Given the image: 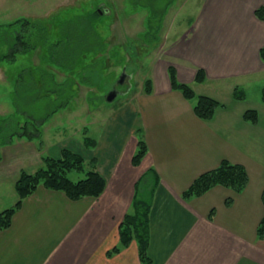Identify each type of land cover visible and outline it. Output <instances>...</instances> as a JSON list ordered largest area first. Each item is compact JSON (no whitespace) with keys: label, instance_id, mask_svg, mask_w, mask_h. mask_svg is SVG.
I'll return each instance as SVG.
<instances>
[{"label":"crops","instance_id":"crops-1","mask_svg":"<svg viewBox=\"0 0 264 264\" xmlns=\"http://www.w3.org/2000/svg\"><path fill=\"white\" fill-rule=\"evenodd\" d=\"M202 5L194 18L178 25V37L153 65L150 90L144 83L117 109L94 120L93 126L101 122L95 135L83 127L81 139L66 135L48 145L41 130L40 145L30 157L21 152L0 157V173L7 164L16 166V181L25 163L36 165L34 171L43 164L42 156L57 158L66 148L95 166L106 182L99 196L78 199L38 185L22 200L10 226L0 230V264H142L134 239L114 248L137 185L147 184L150 170L157 178L149 212L151 264H264V239L257 235L264 214V103L261 94L248 107L240 104L246 93L243 99L234 97L250 81L258 79L259 89L264 83L259 55L264 19L254 13L264 0H208ZM169 66L197 95L223 104L212 118L198 117L195 100L172 88ZM199 69L204 71L200 82L195 79ZM221 91L229 93V101H223ZM251 107L258 111L254 123L243 119ZM85 136L95 144L86 146ZM140 139L147 150L134 164ZM19 140L4 144L2 151ZM222 159L245 166L248 182L241 191L217 184L201 195H182Z\"/></svg>","mask_w":264,"mask_h":264},{"label":"rangeland","instance_id":"rangeland-1","mask_svg":"<svg viewBox=\"0 0 264 264\" xmlns=\"http://www.w3.org/2000/svg\"><path fill=\"white\" fill-rule=\"evenodd\" d=\"M207 1L0 0V24L27 17L44 24L50 37L61 39L56 47L52 44L47 46L44 42L36 49L19 55L12 64L0 63V126L5 125L3 117L13 116L16 111L22 122L31 114L40 119L45 117L46 120L38 127L48 145L59 142L66 135L81 139L83 127L87 128V135H95L101 122L93 126V121L117 109L144 86L167 44L173 37H178V25L194 18L199 12L198 6ZM154 20L153 28H150ZM87 23L96 29V34L92 30L86 31ZM63 36L68 39L64 40ZM83 47L86 51L82 55L79 52ZM44 55H51L57 63L45 61ZM22 71L25 81L20 77ZM123 71L127 75L123 83H118ZM256 80L241 89L246 93V98L240 102L242 107L252 106L259 99L261 89ZM24 84L29 86L30 94L19 93L16 96V87ZM46 86L55 90L49 97H44L43 91L38 89ZM113 87L119 93L109 102L105 96ZM36 89L39 92L35 93ZM221 93L223 101H229V93ZM56 94L59 97L54 99ZM53 105L57 106L50 112ZM17 139L21 142H15L7 151H2L3 145L0 144L1 159L20 152L23 158H28L34 147L40 145L38 138L14 135L12 141ZM29 140H35L36 144ZM35 166L25 163L19 169L30 172ZM12 167L16 166L7 164L4 167L11 170L10 174H3L4 169L0 173V211L17 200ZM84 168L82 172L72 170L67 176L74 180L83 178L90 168L88 163Z\"/></svg>","mask_w":264,"mask_h":264},{"label":"trees","instance_id":"trees-1","mask_svg":"<svg viewBox=\"0 0 264 264\" xmlns=\"http://www.w3.org/2000/svg\"><path fill=\"white\" fill-rule=\"evenodd\" d=\"M254 13L259 19H264V5L256 8ZM154 22L155 20L152 22L150 28H153ZM85 28L86 31L92 30L93 33L96 34V29L90 23H87ZM48 34V29L44 24L37 21L34 22L27 17H18L5 24H0V63L12 64L17 60L19 55H24L36 49V47L44 42H47V46L49 44L54 45V47L58 46L61 39L52 38ZM63 39L65 40L68 38L63 36ZM70 39H72V37ZM70 39L68 44L70 43ZM86 44L87 43H84L83 46H86ZM84 50L85 47H83L79 53L83 55ZM259 55L261 60L264 61V46L259 49ZM43 59L45 61L57 63V60L51 55H44ZM168 72L172 88L180 90L187 99L195 100L194 111L198 117L210 119L213 117L215 110L223 105L220 101L209 95H197L189 84L180 82L176 77L173 66L168 67ZM20 77H22V79L24 78L23 71L20 73ZM195 79L198 82L204 79V71L202 69L197 71ZM150 82V79L145 81V89L147 91L150 90ZM38 89L43 91L44 97H49V94L55 91L47 86L44 89L42 87V90L40 87H38ZM38 89L35 90V93L39 92ZM28 92L30 94V88L25 84L16 87V96L19 95V93L26 95ZM244 94V91L241 89H236L234 91V97L236 99H243ZM260 94L261 100L264 103V83ZM58 97L59 95L56 94L54 99ZM55 106L57 105L52 106L50 112L54 110ZM16 113L18 114V112L15 111L13 116L3 117L5 125L4 127L0 126V144L4 145L11 143L14 135L26 136L28 139L38 138V140H40L41 130L38 124L41 125L42 123L40 122H44L45 117L40 119L36 118L35 115L31 114V116H29L25 114L28 116V119L22 122L20 116ZM243 119L253 123L256 122L258 119V111L255 108L246 109L243 112ZM84 144L89 147L94 145L95 141L89 136H85ZM146 150L147 146L145 141L140 139L138 141V149L133 156L132 162L138 164L146 153ZM42 163L43 164L34 171L29 172L25 169L20 170L14 184L18 198L12 206L0 211V230L10 226L12 216L20 207L22 200L27 195L31 194L40 184L50 189L61 190L71 199H78L83 196L97 197L105 188L106 182L96 170L95 166L88 168L83 178L74 180L67 176V173L72 170L78 172L84 171V166L87 163L82 155L69 149H62L60 157L57 158L47 155L42 156ZM93 163L94 162H92V164ZM148 173L147 184L143 186L140 182L137 185L131 211L125 215L120 224V244L114 248V251H118L120 246H126L134 239L138 244V252L142 264H151V258L147 253L149 244V212L153 190L157 184V178L154 175L150 176L153 171L150 170ZM247 182L248 173L243 164L222 159L217 167L201 173L182 195L185 198L201 195L217 184L230 187L235 191H241L246 186ZM261 198L264 206V188ZM257 235L260 240L264 239V214L258 224Z\"/></svg>","mask_w":264,"mask_h":264},{"label":"water","instance_id":"water-1","mask_svg":"<svg viewBox=\"0 0 264 264\" xmlns=\"http://www.w3.org/2000/svg\"><path fill=\"white\" fill-rule=\"evenodd\" d=\"M126 75H127V74L123 71V72L120 74L119 78H118V83H123V82H124V79H125V77H126ZM118 93H119V92H118L117 88H116V87H113L112 89H110V90L106 93L105 98H106L107 101L110 102V101L114 100V98L117 96Z\"/></svg>","mask_w":264,"mask_h":264}]
</instances>
